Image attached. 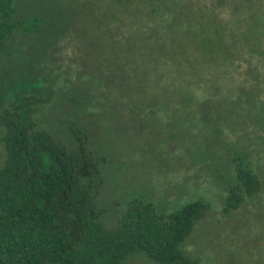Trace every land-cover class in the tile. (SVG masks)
<instances>
[{
  "label": "rangeland",
  "instance_id": "rangeland-1",
  "mask_svg": "<svg viewBox=\"0 0 264 264\" xmlns=\"http://www.w3.org/2000/svg\"><path fill=\"white\" fill-rule=\"evenodd\" d=\"M212 1L15 0L18 27L0 51V113L26 101L19 114L68 145L76 144L72 124L87 135L101 159L97 202L108 226L136 198L159 214L201 201L208 209L181 251L200 264H264V93L237 69V82L226 76L196 93L183 87L186 75L164 69L206 52L195 43L209 32ZM169 29L180 38L164 43ZM156 41L153 66L162 71L149 81L130 60ZM254 58L222 63L264 64ZM2 135L0 125V167ZM241 169L260 187L249 196L236 189L244 200L232 207ZM124 264L165 263L140 251Z\"/></svg>",
  "mask_w": 264,
  "mask_h": 264
},
{
  "label": "trees",
  "instance_id": "trees-1",
  "mask_svg": "<svg viewBox=\"0 0 264 264\" xmlns=\"http://www.w3.org/2000/svg\"><path fill=\"white\" fill-rule=\"evenodd\" d=\"M212 4L209 32L195 43L201 50L207 47L206 52L188 67L164 69H176L178 80L186 75L182 84L186 91H204L212 80L226 76L237 82L239 72L251 78L263 94L264 64L250 61L232 66L222 60L264 58V0H215ZM15 13V0H0V51L18 27ZM160 35L164 43L180 38L176 29ZM156 42L155 48L144 47L141 59L130 60L139 65L142 79L151 74L149 81L154 69L162 71L153 66L158 65L153 56L161 53L160 41ZM182 57L179 61H186ZM136 69L132 67L128 76ZM24 103L10 104L0 113L6 151L0 167V264H124L140 251L159 263L200 264L186 256L180 245L205 214L207 204L194 201L175 212L159 214L152 203L136 198L121 212L118 224L108 226L97 202L101 159L88 146L87 135L72 124L76 144L68 145L36 121L25 120L19 114ZM238 179L229 198L232 207L244 200L240 194L237 199L236 189L249 196L260 187L258 175L251 170L241 169Z\"/></svg>",
  "mask_w": 264,
  "mask_h": 264
}]
</instances>
